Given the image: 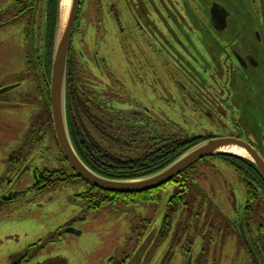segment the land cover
I'll use <instances>...</instances> for the list:
<instances>
[{"label": "rangeland", "instance_id": "374dc122", "mask_svg": "<svg viewBox=\"0 0 264 264\" xmlns=\"http://www.w3.org/2000/svg\"><path fill=\"white\" fill-rule=\"evenodd\" d=\"M211 2L231 13L228 31L202 33L211 27L205 18ZM43 10L41 3L38 16L37 7L32 12L36 24L34 46L30 47L22 33L29 18L20 19L16 0H0V22L18 16L12 24L0 27V85L20 84L0 97L9 103L0 108V191L18 192L12 202L0 204V264H9L20 252L28 257L24 264H108L110 258L117 260L121 254L133 253V261L142 258L144 264H183L185 255L176 240L180 245L186 243L190 234L186 226L197 223L203 227L201 236L209 239L207 228L210 233L218 230L217 225L233 222L236 214L246 210L247 186L251 184L222 158H206L185 172L193 186L187 195L182 194L176 211L169 213V228L162 225V219L176 189L174 183L162 190L157 208L144 204L133 210L117 204L88 211L86 202L79 198L89 190L84 183L61 185L39 194L20 192L32 187L36 170H67L47 117L41 118L42 112L32 103L16 105L12 100L35 94V70L29 69L28 74L26 62L34 57L35 45L39 47L37 17L43 16ZM260 11L263 7L257 0H84L72 55L73 85L84 111L73 101V119L102 150L121 158L138 156L163 138L208 135H241L246 140L252 135L264 158V21ZM244 31L259 32L261 41L255 56L261 69L247 72L259 71L257 80L240 76L237 84L234 70H240L226 54L237 49L234 41ZM177 54L184 59L180 66ZM213 58L217 66L212 65ZM184 89L190 95L203 92L218 98H208V102L186 98ZM30 117H35L32 121L38 127L42 125L44 134L30 136L28 141L35 142L26 144ZM251 212L245 217V230L264 264L262 198L251 205ZM227 228L211 234L216 242L204 255L205 264H253L234 236V228ZM51 237L53 242L48 241ZM194 248L196 254L199 239ZM126 264L134 263L129 260Z\"/></svg>", "mask_w": 264, "mask_h": 264}, {"label": "trees", "instance_id": "16d2710c", "mask_svg": "<svg viewBox=\"0 0 264 264\" xmlns=\"http://www.w3.org/2000/svg\"><path fill=\"white\" fill-rule=\"evenodd\" d=\"M57 1L58 0H49L48 3L50 28L49 39L46 38V41L48 43L47 46L49 53L51 52L53 46L54 28L57 16ZM37 4L38 0H20L18 2V5L22 8L30 7L32 5L33 8H36ZM83 4L84 0H80L76 26H78L77 24L80 20ZM44 25L46 26V21H44ZM72 55L73 46L71 47L69 52L67 68V103L69 131L71 134L72 142L79 156L81 157L83 162L98 175L114 180H126L147 176L167 166L192 145L211 138L209 136H193L178 140L163 138L160 140H156V142L153 143L152 146L146 147L141 152V154L135 157L121 158L105 152L99 147L98 144H96L95 141H93L88 131H86L85 129L81 130V127L77 125L76 121L72 117L71 105H73V101H76V103H74L75 106L77 102H79V106L84 111V106L77 99V93L73 85V71L75 63ZM47 118L49 129L52 132L49 113ZM44 120L46 122V118H44ZM30 130V136H34L36 132H40L41 125L39 126L38 131L36 129L35 123H33L32 121ZM28 139L29 138L26 139V143L28 142ZM219 157L229 162L238 171H241L250 182L251 187L247 186L245 215H251V205L258 198L264 197V183L262 179L260 178L256 169L248 162L230 155ZM61 161L62 165H65L67 167V170L64 168H60L53 170L44 169L41 171H35L34 189H36L40 193H43L47 189H53L61 185L85 183L73 172V170L69 167L68 163L63 158H61ZM172 182L176 185V189L169 198L168 210L166 216L164 217L163 224L166 228H168L167 226L170 222L169 213H173L176 211L178 204L183 199L182 194L186 193L187 195V192L189 191L191 186H193V182L187 178L185 172L177 176ZM165 189L166 186H162L160 188L148 190L142 193L122 194L109 193L89 186V190L86 193L81 194L79 198L80 200L86 202L87 210L90 212H94L102 208L114 207L117 204L127 207L129 210L136 209L137 207H140L144 204L157 208L160 204L161 192ZM226 222L228 223V221ZM165 223L167 224L166 226ZM260 232L263 234L262 230H260ZM42 245L43 244L41 243L39 247H41Z\"/></svg>", "mask_w": 264, "mask_h": 264}, {"label": "water", "instance_id": "95a60500", "mask_svg": "<svg viewBox=\"0 0 264 264\" xmlns=\"http://www.w3.org/2000/svg\"><path fill=\"white\" fill-rule=\"evenodd\" d=\"M79 4L80 0L57 1V18L50 79L48 82L49 107L55 139L64 159L77 176L90 186L109 193H142L164 186L190 166L204 158L230 155L251 163L264 181V158L251 145V143L255 144V139L252 135L248 136L250 143L243 139L230 136L215 137L200 141L189 147L164 168L139 178L114 180L102 177L92 171L83 162L75 149L67 120L66 89L68 54L79 12ZM210 4V8L207 7L210 26L216 32L225 30L228 28L231 13L217 2H211ZM256 35L257 38L260 37L258 31ZM248 61L252 65H256L252 58H248ZM240 232L242 237L246 238L241 226ZM72 233L78 234L79 232L73 231ZM190 262L191 256L188 257L186 264H190Z\"/></svg>", "mask_w": 264, "mask_h": 264}, {"label": "flooded vegetation", "instance_id": "af4514ba", "mask_svg": "<svg viewBox=\"0 0 264 264\" xmlns=\"http://www.w3.org/2000/svg\"><path fill=\"white\" fill-rule=\"evenodd\" d=\"M17 1V5L18 2L20 0H16ZM192 1V0H190ZM38 7H37V15L38 16V10H39V6L41 3H43V16H40V18L37 20L40 23V39H39V47L37 45H35L33 51H34V57L32 58V55L27 58L28 61L26 62V66H27V73H31L29 69L34 68L35 73H33V80L36 82V86H35V94H26L25 96H22L21 98H13V102H15L16 105H29L30 103L34 104V106H36V108L38 109V111L42 112L41 118L43 116L46 117L47 113H48V98H47V82H48V66L50 65V59H51V55L48 51V46H47V41L46 38L49 39V15H48V7H49V0H38ZM260 3V6L263 7V11H260V16L262 18V20L264 21V0H257V4ZM19 13L21 14L20 19L24 18L26 20H28L29 18V23L24 24V27L22 29V33H23V39L25 41L29 42V46L33 47L34 46V26L36 24V17H33L32 12L34 10L33 5L30 7H25L22 8L21 6H19ZM23 14V15H22ZM29 14V16H28ZM143 18H146L144 16V13H141ZM139 18V17H138ZM18 19V16H17ZM16 16H13V19L11 18L10 20H5L0 22V27L8 25V24H12L13 22H15L16 20ZM44 21H46V30H45V34L43 33V28H44ZM139 21L142 23L141 18L139 19ZM239 19H236V22H238ZM252 21V19H249V22ZM143 24V23H142ZM241 29L247 30L246 26H239ZM27 28H29V31H27ZM225 30H229V23H228V28H226ZM220 31L219 33L224 32ZM26 31V32H25ZM202 33H209L208 30H202ZM215 33V32H214ZM257 34V31H256ZM255 34V32L253 33L252 31L248 32V31H244L242 33V36H240V38L235 39V44L237 46V49H231L230 54H226L227 55V59L230 58L232 65L235 66L236 69L240 70L239 73H237L234 70V74H237L238 77L236 79V83L240 84L241 79L240 76H251L253 78H255V80H257L259 78V74L258 72H255L253 74H249L247 72H251L257 69H261V65L259 64V60L256 58L255 54L257 52V44L261 41V37L257 38V35ZM249 35V36H248ZM247 36V37H246ZM154 48L156 49V45L153 43ZM73 46V45H72ZM50 48V47H49ZM214 48V47H213ZM217 49V48H216ZM157 50L160 51V48H158ZM218 50V49H217ZM177 57L182 61L181 63H179V66L184 62L183 58L177 54ZM189 57V56H188ZM248 58H252L253 61L256 63V65H252L249 61ZM219 60V59H218ZM190 62L192 63V60H190ZM95 63V61H94ZM189 63V64H191ZM213 66H217L218 65V61L217 63H215V58H213V60L211 61ZM96 65V63H95ZM224 65L225 61H224ZM226 68L230 69V67L226 66ZM187 70L185 71V74H187ZM233 74V75H234ZM198 75V73H197ZM180 85V83H179ZM182 86V85H181ZM20 84L18 82L12 83V84H4V85H0V97L1 95H7L9 93V91H13L16 88H19ZM185 91V89H184ZM186 93L184 94V96L186 98H205L208 102V98H218V97H210L205 95L203 92H199L201 93V95H197V94H189L187 91H185ZM36 97V98H33ZM38 97V98H37ZM204 102V101H202ZM205 103V102H204ZM7 106H9V103H7L6 98H0V108H6ZM71 109H72V105H71ZM202 111L205 110L201 109ZM38 112V114L40 113ZM204 116H208L207 118H211L210 115H208L207 113H203ZM42 123L43 125H47V123L42 119ZM42 126V125H41ZM39 129V127H37V130ZM41 134H44V131L41 129ZM241 138V135L238 136ZM257 143V142H256ZM27 144V143H26ZM33 186V185H32ZM27 191H32L35 194H39L40 192H38L36 189L31 188L29 190H22L20 191L21 193H25ZM201 191H203L201 189ZM17 194L18 192H13V191H9V190H3L0 191V204H8L10 202H12L15 198H17ZM263 202H264V197H261ZM243 211V212H242ZM245 211L241 210V213L239 215L236 214V219L232 222L230 220L229 223L227 224H219L217 225V229H211V233L208 232V228L205 230L206 231V236L209 235V239H205V237L201 236V231H202V226H198V224H194L192 223V227L188 228V226H186L185 231L189 230L190 234H189V238H187L188 240H186V246L185 244L180 245L179 242L180 240H176L178 241V245L180 247V252L184 253L185 255V259H184V263L186 264L188 257L191 256V263L190 264H205L206 263V255L207 253H209V250L211 248L214 247L215 245V240H212L211 238V234L213 233H222L223 231H221L222 227H228L230 226L234 228L233 233L235 234L234 236H237L239 238V241L242 242V244L245 247V250L247 252V254L249 255L251 261L253 262V264H261V261L259 260V256H258V250L256 249L255 246H253L252 244V240L250 238H248L247 234H246V224L245 222L242 220H245ZM240 226L243 229L244 235L246 238L242 237V234L240 232ZM228 230V228H227ZM204 232V231H202ZM195 234V235H194ZM193 238L191 243H187L188 241H190V239ZM199 239L200 242V248L199 251L195 254L194 250V242L195 240ZM49 242H53L54 238L51 237L50 239H48ZM197 242V241H196ZM35 245V244H32ZM32 245H30V248L32 249ZM39 246V245H38ZM221 245H219L220 247ZM170 252H172L171 256L174 255V250L172 249ZM22 253V254H21ZM133 257H134V253L133 255H126V254H121L120 258L115 260L113 258H110L108 260V264H126L130 261H132L134 264H144V260L145 259H141L138 262L133 261ZM255 257V258H254ZM27 255L26 252H20L18 255H15L13 257H11V260L9 262V264H24L27 261ZM169 258V256L166 258V262L167 259Z\"/></svg>", "mask_w": 264, "mask_h": 264}]
</instances>
